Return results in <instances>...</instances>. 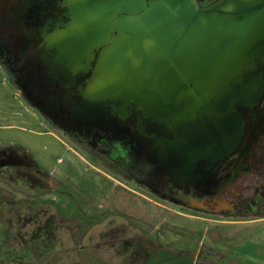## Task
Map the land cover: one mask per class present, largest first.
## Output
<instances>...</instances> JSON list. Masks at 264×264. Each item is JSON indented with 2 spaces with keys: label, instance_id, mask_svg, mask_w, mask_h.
Listing matches in <instances>:
<instances>
[{
  "label": "water",
  "instance_id": "water-1",
  "mask_svg": "<svg viewBox=\"0 0 264 264\" xmlns=\"http://www.w3.org/2000/svg\"><path fill=\"white\" fill-rule=\"evenodd\" d=\"M205 1L0 0L31 106L67 134L133 132L136 172L200 212L264 133V0Z\"/></svg>",
  "mask_w": 264,
  "mask_h": 264
},
{
  "label": "flooded vegetation",
  "instance_id": "flooded-vegetation-1",
  "mask_svg": "<svg viewBox=\"0 0 264 264\" xmlns=\"http://www.w3.org/2000/svg\"><path fill=\"white\" fill-rule=\"evenodd\" d=\"M209 3L211 1L206 0L203 5ZM9 49V41L0 37V69L6 70L14 82L20 74L14 71L16 66ZM45 119L55 130L67 136L72 144L69 147L72 157L58 159L64 164L61 167L65 173L69 176H80L78 171L72 172L73 164L76 160H80L100 179L102 176L97 171L106 175L111 174L112 177L120 180L116 182L121 183L113 185L114 183L107 182L111 184L107 185L97 182L93 194H85L78 189L69 190L64 188L69 185H63L55 175L51 176L38 170V165L27 150L20 149L16 152V149L11 147L0 152V179H6L7 174H10L11 178L9 177L7 182L11 181L14 185L22 187L27 184L28 188L31 185L26 181L31 182L35 184V190L42 191L39 193L46 199L42 200L43 203L38 200L39 205L34 207L27 198H24L23 193L19 195L22 199L18 198L15 186L12 188L15 195L6 191L2 192L3 196L0 195V198L2 196L6 199L7 204L5 202L4 204L9 205L7 209L10 221L17 220L14 227L17 230L16 237L14 244L10 245L13 250L6 253L7 258L31 256V253L37 257L36 251L39 253V258L28 264H62L63 259L69 260L71 264H87L90 259L93 264H168L170 259H176V264H192L191 251L175 249L173 242L167 239L168 234H161L159 230H155L160 224L159 219V223L154 225L155 214L153 217L140 219L131 217L129 213L119 211L117 208L108 209L110 202L119 206L125 199H131L137 204L139 201L149 203L157 208V212L163 209L172 217L184 215L190 218L192 213L232 218L248 217L250 214L264 215V133L260 135L246 158L233 156L220 169L215 177V181L219 182L218 186L214 191L207 193V200L203 202L207 211L200 212L188 208L175 193L165 194L162 182L151 179L141 170L136 172L138 161L136 141H133V138H138L133 132L126 135L128 139L126 141L121 135L114 139L103 131L95 130L90 131L95 132L100 139L90 137L91 134L87 133L75 136L64 133L49 119L46 117ZM81 169L84 170V165ZM15 175L25 179L24 182L14 181ZM58 193L59 195L69 193L72 202L74 201L82 213L83 207L89 208L91 211L84 215L91 220L90 224L82 222L83 219L80 217H65L58 206L52 201H47L48 198L52 200V197H56ZM201 195L203 196V193L199 192V196ZM3 198L1 199L4 200ZM101 199L104 205H101ZM50 204L55 210V215L47 217L49 213L44 208L47 209L46 206ZM225 205L232 207L226 208ZM2 213L0 211V214ZM38 213L39 221L43 216L45 221L44 218L43 222L38 221V225L29 231L27 228L34 223L28 224L24 218L28 220ZM160 215L158 214L159 217ZM147 219L151 221L146 222ZM69 221L75 222L74 228L68 227ZM10 224V228L13 229V224ZM189 239L191 238L187 237L185 241L191 242ZM34 240H38L40 244L33 246L34 249L31 250L30 242ZM163 240L165 243L162 242ZM54 245L58 248L55 249ZM8 261L0 260V264H14L12 262L14 260L8 258Z\"/></svg>",
  "mask_w": 264,
  "mask_h": 264
},
{
  "label": "rangeland",
  "instance_id": "rangeland-1",
  "mask_svg": "<svg viewBox=\"0 0 264 264\" xmlns=\"http://www.w3.org/2000/svg\"><path fill=\"white\" fill-rule=\"evenodd\" d=\"M70 145L72 144L68 137L60 133L59 130H55L52 124L47 122L45 117L21 95L9 73L0 69V152L11 147L15 148L16 152L20 149L27 150L38 165V170L51 176L55 175L63 185H69L64 187L69 190L76 191L78 189L85 194H93L97 182L98 184L111 182L114 183L113 185L121 183L116 182L117 179L111 174L106 175L97 171L102 176L100 179L96 173L87 169L86 164L81 163L80 160L75 161L74 169H72V172L78 171L80 176H69L61 167L64 164H61L58 159L72 157L71 151H69ZM83 165L84 170L82 171L81 166ZM10 176L7 174L6 179H0V195L3 196L2 192L4 191L15 195L12 189L15 186L18 198L22 199L19 195L23 193L24 198H27L34 207L39 205L38 200H41V203L44 202L42 200H46L40 195L39 189L35 190V184L26 181L31 185L29 188L27 184L24 185L25 188L21 185H14L11 181L7 182ZM16 180L24 182L25 179H20L15 175L14 181ZM40 192L42 193V191ZM2 196L1 198H3ZM1 198L0 208L4 202L6 203V199L3 198L4 200H2ZM47 201H52L58 206L65 217H80L83 219L82 222L90 224L91 220L87 219L84 214H88L91 210L83 207L84 212L82 213L74 201L72 202L69 193H64V195L58 193L56 197H52V200L48 198ZM100 203L104 205L102 199ZM51 206L50 204V206H46L47 209L44 208V210H48L47 217L55 215V210ZM108 206V209L117 208L119 211L129 213L131 217L140 219L153 217L155 214L154 225L159 223L160 219V224L156 226L155 230H159L161 234H168L167 239L173 242L175 249L191 251L192 264H264V215L250 214L248 217L232 218L192 213L190 218L184 215L172 217V215L166 214L163 209L157 212V208L153 205L143 201H139L137 204L131 199H125L119 206L110 202ZM158 214H161L160 217ZM43 218L45 221L44 216L40 221L43 222ZM24 219L28 224L34 223L27 228L32 231L40 222V214L38 213L28 220ZM150 221L151 219L146 220V222ZM67 223L69 224L68 227L74 228V221ZM76 223L78 224L77 221ZM187 237L191 238L189 239L191 242L185 241ZM162 242L165 243L164 240ZM54 246L55 249L58 248L57 245ZM211 247L214 250L211 251ZM198 251L199 255H197ZM175 261L176 259H170L168 264H176ZM62 264L71 263L69 260L63 259ZM87 264H93V261L90 259Z\"/></svg>",
  "mask_w": 264,
  "mask_h": 264
},
{
  "label": "trees",
  "instance_id": "trees-1",
  "mask_svg": "<svg viewBox=\"0 0 264 264\" xmlns=\"http://www.w3.org/2000/svg\"><path fill=\"white\" fill-rule=\"evenodd\" d=\"M6 204H3L0 208L1 212H6L5 214L4 213L0 214V254H2L0 255V260L5 259L6 261H8V258H9V259L14 260L12 261L14 264H28V262H33L37 260V258H39V253H37L36 251H35V254L37 255V257H35L31 253V256L22 255L19 257H15V258L12 256H9L7 258L6 253L8 251L11 252L13 250V248L10 247V245L14 244V240L16 237L17 230L14 229V227L17 224V220L15 219L14 222L10 221V214L8 213V209H7L9 205H6ZM10 223L13 224V229L10 228L11 226ZM30 243H31L30 244L31 250L34 249L33 246L36 247L38 244H40L38 240L31 241Z\"/></svg>",
  "mask_w": 264,
  "mask_h": 264
}]
</instances>
